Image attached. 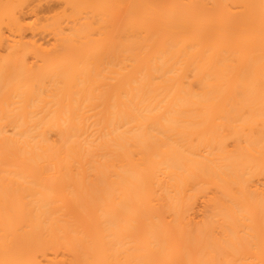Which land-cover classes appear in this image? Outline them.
I'll list each match as a JSON object with an SVG mask.
<instances>
[{
	"label": "bare ground",
	"instance_id": "6f19581e",
	"mask_svg": "<svg viewBox=\"0 0 264 264\" xmlns=\"http://www.w3.org/2000/svg\"><path fill=\"white\" fill-rule=\"evenodd\" d=\"M38 1L0 0V264H264V0Z\"/></svg>",
	"mask_w": 264,
	"mask_h": 264
},
{
	"label": "rangeland",
	"instance_id": "374dc122",
	"mask_svg": "<svg viewBox=\"0 0 264 264\" xmlns=\"http://www.w3.org/2000/svg\"><path fill=\"white\" fill-rule=\"evenodd\" d=\"M39 1H38L39 2L38 5L33 10L34 12L30 11V12H32V14L29 13V11L26 10L27 13H28V17L27 18L28 19H29V17L31 18V19H29L30 21L28 20L29 23H34L35 21H37V20H35V18H36L35 16L41 17L39 19H43L44 20L45 18H50L56 12H60V11H62L64 9V6L62 5V2L59 1V0H39ZM30 33L31 32L28 30L27 34L29 36L31 35ZM43 35H45V34H43ZM45 36H42V37L45 38V39L43 38L44 39L43 41H46V42L50 41V39L52 38L51 36L50 37H48V36L45 37Z\"/></svg>",
	"mask_w": 264,
	"mask_h": 264
}]
</instances>
